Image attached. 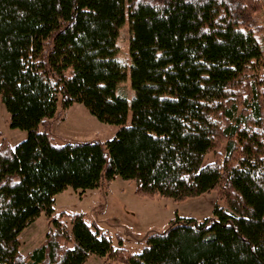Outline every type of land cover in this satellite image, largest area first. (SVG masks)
Instances as JSON below:
<instances>
[{"label": "trees", "instance_id": "16d2710c", "mask_svg": "<svg viewBox=\"0 0 264 264\" xmlns=\"http://www.w3.org/2000/svg\"><path fill=\"white\" fill-rule=\"evenodd\" d=\"M261 0H0V99L28 132L0 141V264H264V47ZM129 22L130 57L119 56ZM258 31V30H257ZM130 77L132 99L118 92ZM59 103L119 126L105 141H53ZM212 155V159H208ZM117 177L176 201L216 190L204 219L176 215L140 252L115 247L56 195ZM52 223L27 256L20 235ZM63 217H67L68 228ZM67 224V225H68Z\"/></svg>", "mask_w": 264, "mask_h": 264}, {"label": "rangeland", "instance_id": "374dc122", "mask_svg": "<svg viewBox=\"0 0 264 264\" xmlns=\"http://www.w3.org/2000/svg\"><path fill=\"white\" fill-rule=\"evenodd\" d=\"M261 1L263 8L254 16L253 29L264 47V0ZM131 37L130 24L126 22L120 28L117 45L120 59L127 65L131 63ZM262 73L264 74V63ZM118 92L129 99L133 98L135 92L131 88L129 76L121 82ZM49 130L57 144L69 141L105 142L116 135L119 126L101 121L81 103H75L68 108L59 103ZM27 136L26 130L11 126L10 114L0 99V141L7 138L11 145L15 146ZM208 159H212V155H208ZM216 204L226 206V202L219 198L216 190L181 201L163 196L145 197L137 193L135 181L117 177L110 183L105 182L97 188L85 191L68 187L56 195L55 214L85 213L89 223L96 222L111 236L115 247L120 246L121 238L124 248L130 253H137L143 249L149 235L166 230L176 215L201 220L214 215ZM62 220L69 228L68 218L63 217ZM51 225L43 213L25 228L19 237L23 256H27L45 240ZM84 264H126V260L113 261L110 258L91 255Z\"/></svg>", "mask_w": 264, "mask_h": 264}]
</instances>
